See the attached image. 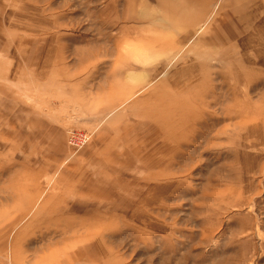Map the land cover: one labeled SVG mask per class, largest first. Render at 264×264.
Listing matches in <instances>:
<instances>
[{
    "label": "rangeland",
    "instance_id": "374dc122",
    "mask_svg": "<svg viewBox=\"0 0 264 264\" xmlns=\"http://www.w3.org/2000/svg\"><path fill=\"white\" fill-rule=\"evenodd\" d=\"M0 264H264V0H0Z\"/></svg>",
    "mask_w": 264,
    "mask_h": 264
},
{
    "label": "bare ground",
    "instance_id": "6f19581e",
    "mask_svg": "<svg viewBox=\"0 0 264 264\" xmlns=\"http://www.w3.org/2000/svg\"><path fill=\"white\" fill-rule=\"evenodd\" d=\"M190 3V2H189ZM189 3L188 4H181L180 5V7H176L175 8V10L176 11H178L179 13H186V11L188 12V10H189V6L191 7V5H189ZM192 8V7H191ZM189 11H191V10H189ZM192 18V17H191ZM187 19H190V17H187ZM193 19V18H192ZM191 23H192V21H191ZM194 23V22H193ZM167 26L168 27H173V28H176V29H178V26L177 25H175L174 23H170V24H167Z\"/></svg>",
    "mask_w": 264,
    "mask_h": 264
}]
</instances>
